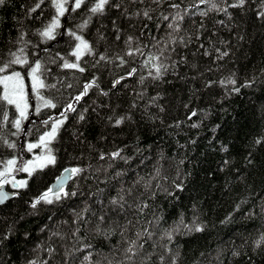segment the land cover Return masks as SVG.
<instances>
[{
    "label": "trees",
    "instance_id": "obj_1",
    "mask_svg": "<svg viewBox=\"0 0 264 264\" xmlns=\"http://www.w3.org/2000/svg\"><path fill=\"white\" fill-rule=\"evenodd\" d=\"M97 2L70 0L54 39L39 33L55 1L0 4V67L27 61L0 75L28 81L38 62L55 105L30 92L18 130L0 100V173L65 118L34 150L55 162L4 183L0 264H264V0ZM76 36L88 48L65 68ZM69 167L81 171L51 194Z\"/></svg>",
    "mask_w": 264,
    "mask_h": 264
},
{
    "label": "snow or ice",
    "instance_id": "obj_2",
    "mask_svg": "<svg viewBox=\"0 0 264 264\" xmlns=\"http://www.w3.org/2000/svg\"><path fill=\"white\" fill-rule=\"evenodd\" d=\"M42 2H43V0H41V3ZM66 2H67V0H56L55 8H56L58 15H63L64 12L67 10L64 7V4ZM108 2H109V0H99V2H97L95 4V6L91 8V11L93 13H96L98 11H102L105 4H107ZM206 2H207V0H200L201 4L206 3ZM3 3H4V0H0V4H3ZM82 3H84V0H74L73 10L80 8ZM240 3L243 4V0H240ZM39 6H40V4H37L36 8H38ZM173 7H178V6L173 5ZM213 7H215V5H213ZM36 8L31 9V11H35ZM144 14L147 16V13H144ZM165 19H167V17H165ZM57 23L58 22L56 20H54L51 25H49L44 31L40 32L39 34L46 39H54L53 31H54V28L57 26ZM75 38H76V40L80 41V44L77 45V52L73 53V55H75L77 57V59H79V54H80L79 50L81 48V45H83L84 48H88V45L85 41L82 40V38L80 36H76ZM12 55L15 57V59L12 60L9 64H6L4 67H0V73L5 72L7 70V68L11 66L12 63H15V64H26L27 63L26 60H23L19 56H16L15 53H12ZM63 66L65 68H77L78 67V65L75 63H72V64L65 63ZM39 69H40V64L37 62L35 64V67H32L30 72H29V75L31 76V79H32V91L36 92L38 98L43 102L44 106L55 107V105L51 104V101L45 100L43 98V96L39 95L38 89L45 87L43 81L40 80V78L38 76ZM157 70L159 71V69H157ZM80 71H83V69L81 68ZM118 82L119 81H117V83ZM0 86L3 87V94L0 95V100H3L8 105L14 106L16 111L19 113V119H16L14 121V127H16L19 130L20 126H21V120L27 119V111H28V107H29V105L27 103L25 91H24V78L21 76V74L19 72H13L11 75L0 76ZM76 99L79 100L80 97L78 96V97H76ZM68 108L71 109L72 106L69 105ZM38 111H39V108H37V112ZM61 115H63V113ZM193 115H195V113H193ZM5 119H7V113H5ZM81 119H83V117H81ZM45 123H47V121H45ZM59 123H62V121H58L56 124H53L52 132L46 134L48 138H51L55 134L57 125ZM117 123H119V121H117ZM40 139L43 142L45 140V137L42 136ZM35 146L36 145L30 144L28 146L29 150H31V148H33ZM10 147H14V145H10ZM116 155H119V153H113V156H116ZM48 162L54 163L55 158L52 156H49ZM15 163H16L15 160H8L7 161V167L5 168V173H0V175H5ZM23 170L27 171V168H24ZM65 171H70V173H78L81 170L80 169H71V170H65ZM13 186L14 187H22L23 182H21L19 184H14ZM47 195L48 194L45 193L40 199L46 200ZM7 198H8V194L2 191V185H0V203H3L4 200ZM38 202L39 201H37V203ZM48 202L50 203L51 201H48ZM32 206L35 207V204H33ZM197 230L199 231L201 229L198 228ZM262 240H264V237H262ZM257 246H259V242L257 243ZM126 252L132 253V255H135L132 247L127 248ZM127 258L131 259V256H129ZM85 259H88V257H85Z\"/></svg>",
    "mask_w": 264,
    "mask_h": 264
},
{
    "label": "rangeland",
    "instance_id": "obj_3",
    "mask_svg": "<svg viewBox=\"0 0 264 264\" xmlns=\"http://www.w3.org/2000/svg\"><path fill=\"white\" fill-rule=\"evenodd\" d=\"M56 2V0H53ZM70 0H67V2L64 4V7L67 9L68 8V2ZM66 12V11H65ZM64 12V14H65ZM63 14V15H64ZM63 15H58L56 16V18L54 20H56L58 23H57V26L54 28V31H53V35H55L56 33V30L57 28L60 26L61 24V19L63 17ZM53 23V21L49 24L51 25ZM83 40V39H82ZM85 41V40H83ZM86 42V41H85ZM78 44H80V41H78ZM77 44V45H78ZM87 49L83 47H81V49L79 50L80 54H79V59L81 58V56L85 53ZM75 52H77V46L75 48ZM79 59H77V62L76 64L78 65L79 64ZM35 67V66H34ZM13 73V72H12ZM12 73H7V74H4V75H0V76H5V75H11ZM20 73V72H19ZM21 74V73H20ZM21 76L24 78V91H25V95H26V99H27V103L29 105L28 107V111H27V117L29 116V112H30V97H29V94L30 92L34 95V98L36 99L37 102H42L36 92H33L32 91V79H31V76L28 75V81L27 79L21 74ZM38 76H39V73H38ZM40 80L41 77L39 76ZM43 81V80H42ZM42 88H39L38 89V92H39V95L42 96V92H41ZM3 94V87L0 86V95ZM18 113V112H17ZM18 117H19V113H18ZM25 120V119H23ZM58 121H62V123H59L57 125V128H56V132L55 134L51 137V138H48L46 134L48 133H51L52 132V127H53V124H56ZM65 122V118H59L57 120H55L52 125L50 126V128L45 132L43 133L38 140V143L37 142H29L28 145H27V148L29 149V145L32 144V145H36L35 147L31 148L32 150V153H31V156L26 159L25 161L22 160L20 162H16L12 167L11 169L5 174V175H2L1 178H2V184L4 183H14V182H18V183H21L23 182V185H27V182H28V178L37 170L39 169H43L45 168L47 165L49 164H52V163H49L48 162V158L49 156H52L55 158L54 154L52 152H35L34 150L37 149L38 147L41 149V150H44L45 148H48L50 146V143L55 139V137L57 136L61 126L63 125V123ZM44 136L45 137V140L42 142L41 141V137ZM40 140V141H39ZM14 160V159H12ZM7 167V164L5 165V168ZM5 168L4 170L1 172V173H5ZM24 168H27V171L23 170ZM23 173V174H26L24 175L23 178L21 177H16V175H18L19 173ZM7 176V177H6ZM6 181V182H5Z\"/></svg>",
    "mask_w": 264,
    "mask_h": 264
},
{
    "label": "water",
    "instance_id": "obj_4",
    "mask_svg": "<svg viewBox=\"0 0 264 264\" xmlns=\"http://www.w3.org/2000/svg\"><path fill=\"white\" fill-rule=\"evenodd\" d=\"M68 170H71V169H68ZM72 177H73V173H70V171L62 172L51 183V185H50V193L57 194V193L63 191L68 186V184L70 183ZM2 191L8 194V198L5 199L4 202H6L8 199H10V197H12L13 193H14V192L8 190L7 186L5 184H2ZM0 204H2V203H0Z\"/></svg>",
    "mask_w": 264,
    "mask_h": 264
},
{
    "label": "bare ground",
    "instance_id": "obj_5",
    "mask_svg": "<svg viewBox=\"0 0 264 264\" xmlns=\"http://www.w3.org/2000/svg\"><path fill=\"white\" fill-rule=\"evenodd\" d=\"M52 3H53V2H52ZM79 34H80V33H79ZM41 120H42V119H41ZM39 137H40V136H39ZM39 141H40V140H39ZM35 142L38 143V141H35ZM43 169H44V168H43ZM68 169H73V168H72V167H69V168H67V169H65V170H68ZM65 170H64V171H65ZM64 171H62V172H64ZM62 172H61V173H62ZM61 173H60V174H61ZM57 177H58V176H57ZM55 179H56V178H55ZM7 183H9V182H7ZM14 184H17V183L14 182ZM0 185H2V184H0ZM5 185H6V184H5ZM6 186H7V185H6ZM16 188H17V187H16ZM13 189H15V188H13ZM10 191L14 192V193H13V196H12V197H14V196L16 195V192H15L14 190H10ZM49 192H50V190H49ZM59 193H60V192H59ZM51 194H52V193H51ZM57 194H58V193H57ZM12 197H10V198H12Z\"/></svg>",
    "mask_w": 264,
    "mask_h": 264
},
{
    "label": "flooded vegetation",
    "instance_id": "obj_6",
    "mask_svg": "<svg viewBox=\"0 0 264 264\" xmlns=\"http://www.w3.org/2000/svg\"><path fill=\"white\" fill-rule=\"evenodd\" d=\"M8 190H11L10 188H8Z\"/></svg>",
    "mask_w": 264,
    "mask_h": 264
}]
</instances>
